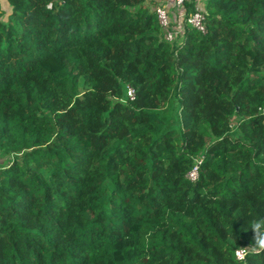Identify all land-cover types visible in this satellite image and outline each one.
<instances>
[{
	"label": "trees",
	"instance_id": "obj_1",
	"mask_svg": "<svg viewBox=\"0 0 264 264\" xmlns=\"http://www.w3.org/2000/svg\"><path fill=\"white\" fill-rule=\"evenodd\" d=\"M6 2L0 264H264V0Z\"/></svg>",
	"mask_w": 264,
	"mask_h": 264
},
{
	"label": "built area",
	"instance_id": "obj_2",
	"mask_svg": "<svg viewBox=\"0 0 264 264\" xmlns=\"http://www.w3.org/2000/svg\"><path fill=\"white\" fill-rule=\"evenodd\" d=\"M196 1V6L193 12L188 16L185 12L186 4ZM203 0H155L152 5V10L155 11L158 22L164 30V38L168 42L178 41L184 33L185 24L192 28L206 33V16L202 9ZM135 96L134 90L127 88V97L133 100ZM261 114L264 115V107L261 109ZM198 177V167H196L188 178L194 182ZM248 249H238L235 252L236 258L240 261L244 260Z\"/></svg>",
	"mask_w": 264,
	"mask_h": 264
},
{
	"label": "clouds",
	"instance_id": "obj_3",
	"mask_svg": "<svg viewBox=\"0 0 264 264\" xmlns=\"http://www.w3.org/2000/svg\"><path fill=\"white\" fill-rule=\"evenodd\" d=\"M249 227L255 233L254 245L256 249L264 250V216L251 218Z\"/></svg>",
	"mask_w": 264,
	"mask_h": 264
},
{
	"label": "rangeland",
	"instance_id": "obj_4",
	"mask_svg": "<svg viewBox=\"0 0 264 264\" xmlns=\"http://www.w3.org/2000/svg\"><path fill=\"white\" fill-rule=\"evenodd\" d=\"M11 15V8L6 0H0V20L7 24L9 23V17ZM127 95V89H126ZM13 162L12 155H0V168L7 167Z\"/></svg>",
	"mask_w": 264,
	"mask_h": 264
}]
</instances>
